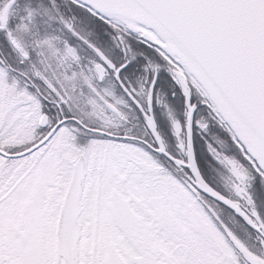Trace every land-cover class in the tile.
<instances>
[{
	"label": "snow or ice",
	"instance_id": "obj_1",
	"mask_svg": "<svg viewBox=\"0 0 264 264\" xmlns=\"http://www.w3.org/2000/svg\"><path fill=\"white\" fill-rule=\"evenodd\" d=\"M0 264H264V0H0Z\"/></svg>",
	"mask_w": 264,
	"mask_h": 264
},
{
	"label": "flooded vegetation",
	"instance_id": "obj_2",
	"mask_svg": "<svg viewBox=\"0 0 264 264\" xmlns=\"http://www.w3.org/2000/svg\"><path fill=\"white\" fill-rule=\"evenodd\" d=\"M165 75H166V73H165ZM164 98H165L166 102L170 103L171 107L174 109L177 116L179 117L180 114L182 113V110H183L182 97H180L179 95H177L176 97H172V95L169 91H164ZM156 118H157V123L161 127L162 131L167 132L169 129V122L167 120L166 115H164L162 113H158ZM212 130L218 131L219 129L212 127L210 129V133H212L211 132ZM200 135L201 134L196 132V131L193 132V144L196 147V149H198L197 150L198 158H200L202 156V154L199 153V150H202L204 158L210 159L207 156V152L203 148V140L200 139ZM221 136H223V135L221 134ZM199 144H200V146H199ZM254 187H256V185H254Z\"/></svg>",
	"mask_w": 264,
	"mask_h": 264
},
{
	"label": "rangeland",
	"instance_id": "obj_3",
	"mask_svg": "<svg viewBox=\"0 0 264 264\" xmlns=\"http://www.w3.org/2000/svg\"><path fill=\"white\" fill-rule=\"evenodd\" d=\"M220 130H218V131H211L212 133L211 134H213V135H220L221 136V134L223 135V133L221 132H219ZM222 137V136H221ZM199 146H200V144H199ZM198 150V149H197ZM199 153H201L202 154V156L204 157V155H203V152H202V150H199Z\"/></svg>",
	"mask_w": 264,
	"mask_h": 264
}]
</instances>
